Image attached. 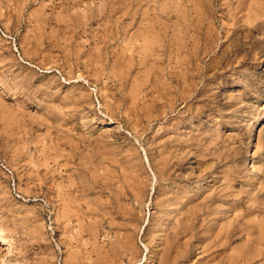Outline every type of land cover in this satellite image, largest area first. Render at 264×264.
<instances>
[{
    "label": "rangeland",
    "instance_id": "rangeland-1",
    "mask_svg": "<svg viewBox=\"0 0 264 264\" xmlns=\"http://www.w3.org/2000/svg\"><path fill=\"white\" fill-rule=\"evenodd\" d=\"M262 10L0 0V264H264Z\"/></svg>",
    "mask_w": 264,
    "mask_h": 264
},
{
    "label": "bare ground",
    "instance_id": "bare-ground-1",
    "mask_svg": "<svg viewBox=\"0 0 264 264\" xmlns=\"http://www.w3.org/2000/svg\"><path fill=\"white\" fill-rule=\"evenodd\" d=\"M192 1H193V0H192ZM208 1H209V0H208ZM258 3H259V2H258ZM207 4H208V3H207ZM195 5H196V4H195ZM202 5H203V4H202ZM208 5H209V4H208ZM208 5H206V6H208ZM259 5H260V4H259ZM201 7H202V6H201ZM192 8H193V7H192ZM251 8H252V7H251ZM260 8H261V7H260ZM260 8H259V9H260ZM197 9H198V8H197ZM204 9H205V7H204ZM245 10H247V9H245ZM251 10H252V9H251ZM197 11H198V10H197ZM256 11H257V10H256ZM262 11H263V10H262ZM203 12H204V11H203ZM254 12H255V10L253 11V13H254ZM263 12H264V11H263ZM245 13H246V12H245ZM248 13L252 14L251 12H248ZM257 13H258V12H257ZM259 13H260V12H259ZM246 14H247V13H246ZM254 14H256V12H255ZM260 15H262V12H261ZM252 16H253V15H252ZM255 16H256V15H255ZM263 16H264V15H263ZM245 18H246V17H245ZM247 18H248V17H247ZM250 19H251V18H249V20H250ZM255 19H256V18H255ZM257 19H258V17H257ZM260 19H262V18H260ZM256 21H257V20H256ZM246 22L248 23L249 21H246ZM261 22H262V21H261ZM250 23H252V22H250ZM256 23H257V22H256ZM256 23H255V24H256ZM252 24H253V23H252ZM255 24H254V25H255ZM258 25H259V24H258ZM147 41H149V40H147ZM147 41H145V42H147ZM150 41H151V40H150ZM154 41H155V40H154ZM157 42H158V41H157ZM149 43H151V42H149ZM153 44H154V46H157L159 43L156 44V45H155V43H153ZM143 45H144V44H143ZM146 45L150 46V44H148V43H146ZM139 47H141V46H139ZM150 47H151V46H150ZM141 48H142V47H141ZM141 48H139L138 50L140 51ZM152 48H153V47H152ZM152 48H151V49H152ZM142 49H143V48H142ZM142 49H141V50H142ZM144 49H145V46H144ZM151 49H150V52H151ZM160 49H161V48H160ZM160 49H159V50H160ZM135 50H136V49H135ZM147 50H148V48H147ZM154 50H157V49L154 48ZM159 50H158V52H159ZM160 51H161V50H160ZM146 52H147V51H146ZM152 52H153V50H152ZM152 52H151V54H152ZM156 52H157V51H156ZM141 53H143V52H141ZM144 54H145V53H143L142 55L144 56ZM146 54H147V53H146ZM148 54H149V53H148ZM152 55H153V54H152ZM102 67H103V66H102ZM169 74H170V73H169ZM258 119H259V118H258ZM262 119H263V118H262ZM263 121H264V120H263ZM253 126H254V125H253ZM253 126H252V128H253ZM255 126H256V125H255ZM255 126H254V127H255ZM250 129H251V128H250ZM254 129H255V128H254ZM252 130H253V129H252ZM252 134H253V133H252ZM164 145H165V144H164ZM160 148H161V146H160ZM160 148H159V149H160ZM163 148H164V147H163ZM162 156H163V155H162ZM164 159H165V158H164ZM161 160H162V158H161ZM156 161H157V160H156ZM156 161H155V166H156ZM158 162H159V161H158ZM164 162H165V161H164ZM167 162H168V161H167ZM167 162H166V164H167ZM150 163H151V161H150ZM157 164H158V163H157ZM157 166H158V165H157ZM165 166H166V165H162V167H165ZM157 168H158V167H157ZM159 169H160V168H159ZM162 169H163V168H162ZM165 169H166V168H165ZM158 171H159V170H158ZM163 171H164V169H163ZM161 173H162V172H161ZM165 173H166V172H165ZM167 174H168V173H167ZM162 175H163V174H162ZM165 176H166V175H165ZM168 176H169V175H168ZM181 189H182V188H181ZM107 190H108V189H107ZM136 190H137V189H136ZM139 190H140V189H139ZM104 191H106V190H104ZM179 191H180V189H179ZM177 192H178V191H177ZM179 193L181 194V192H179ZM184 193H186V191H185ZM136 194H137V193H136ZM141 194H142V193H141ZM173 194H174V193H173ZM188 194H189V192L186 193V195H188ZM104 195H105V194H104ZM178 195H179V194H178ZM186 195H185V196H186ZM139 196H140V195H139ZM176 196H177V194H176ZM189 196H190V195H189ZM189 196H188V197H189ZM173 197H174V196L172 195L171 198H173ZM180 197H181V196H180ZM192 197H193V196H192ZM192 197H191V198H192ZM165 198H166V197H165ZM178 198H179V197H178ZM181 198H184L183 200L186 199L185 197H181ZM181 198H180V199H181ZM107 199H108V198H107ZM180 199H178V201H180ZM188 199H189V198H188ZM105 200H106V199H105ZM167 200H168L167 202H169V198H168ZM173 200H175V199H173ZM192 200H193V198H192ZM107 201H108V200H107ZM140 201H141V200H140ZM175 201H176V200H175ZM181 201H182V200H181ZM186 201L188 202V201H190V199H189V200H185L184 203H187ZM207 201H208V200H207ZM182 202H183V201H182ZM190 202H191V201H190ZM108 203H109V202H108ZM161 203H162V202H161ZM165 203H166V202H165ZM172 203H174V201H173ZM180 203H181V202H180ZM181 204H182V203H181ZM188 204H189V203H188ZM188 204H187V206H188ZM190 204L192 205V202H191ZM193 204H194V202H193ZM177 205H179V204H177ZM195 205H196V204H195ZM198 205H199V204H198ZM160 206H162V205H160ZM164 206H165V204L163 205V207H164ZM170 206H171V204H170ZM170 206H169V207H170ZM173 206H175V204H174ZM182 206L184 207V205H182ZM182 206H181V207H182ZM167 207H168V206H167ZM167 207H166V208H167ZM196 207H197V206H196ZM171 208H173V207H171ZM177 208H178V207H177ZM179 208H180V207H179ZM105 209H108V207H105ZM163 209H164V212L166 213V212H167V209H166V210H165V208H163ZM163 209H162V212H163ZM180 209H183V208H180ZM192 209H193V208H192ZM168 210H169V209H168ZM172 210H173V209H172ZM170 211H171V210H170ZM186 211H187V210H186ZM189 211H190V210H189ZM206 211H207V210H206ZM105 212H106V211H105ZM173 212H174V210H173ZM182 212H183V211H182ZM210 212H211V211H210ZM103 213H104V212H103ZM165 213H164V214H165ZM167 213H168V212H167ZM169 213H170V212H169ZM177 213H178V212H177ZM185 213H186V212H185ZM194 213H195V212H194ZM179 214H180V213H179ZM179 214H178V215H179ZM189 214H190V213H189ZM204 214H205V213H204ZM210 214H212V212H211ZM210 214H209V215H210ZM174 215H176V213H174L173 216L170 217V218L172 219V218L174 217ZM207 215H208V214H207ZM104 216H105V215H104ZM170 216H171V215H170ZM188 216H189V215H188ZM163 217H164V216H163ZM175 217H176V216H175ZM181 217H182V215H181ZM181 217H179V218H181ZM165 218H166V216H165ZM167 218H168V217H167ZM161 219H162V217H161ZM168 219H169V218H168ZM205 219H206V218H205ZM207 219H208V218H207ZM176 220H177V219H176ZM191 220H192V219H191ZM191 220H188V221L192 222ZM193 220H194V218H193ZM209 220H210V219H209ZM209 220H208V221H209ZM164 221H165V220H164ZM166 221H168V220H166ZM169 221H171V220H169ZM193 222H195V221H193ZM166 223H169V222H166ZM170 223H171V222H170ZM184 223H185V221H184ZM184 223H182V224H184ZM172 224H173V223H172ZM164 225H165V223H164ZM206 225H207V224H206ZM165 226H166V225H165ZM167 226L170 227V225H167ZM167 226H166V228H167ZM181 226H182V225H181ZM208 226H209V225H208ZM169 227H168V228H169ZM175 227H176V226H175ZM168 228H167V229H168ZM177 228H178V227H177ZM179 229H181V228L179 227ZM183 229H184V228H183ZM169 230H170V229H169ZM175 230H176V229H174L173 231H175ZM177 230H178V229H177ZM185 230H186V228H185ZM187 230H189V229H187ZM191 230H193V229H191ZM162 231H163V230H162ZM165 231H168V230H165ZM194 231H195V230H194ZM219 231H220V230H219ZM176 232H177V231H176ZM179 232H180V231H179ZM179 232H178V234H179ZM189 232H190V231H189ZM191 232H192V231H191ZM162 233H163V232H162ZM166 233H167V232H166ZM171 233H172V232H171ZM167 234H168V233H167ZM172 234H173V233H172ZM181 234H182V233H181ZM156 235H157V234H156ZM173 235H174V234H173ZM182 235H183V234H182ZM190 235H191V234H190ZM195 235H196V234H195ZM226 235H227V234H226ZM165 236H166V235H165ZM228 236H229V234H228ZM157 237H159V235H158ZM160 237H161V235H160ZM193 237H194V236H193ZM195 237H196V236H195ZM202 237H203V236H201V238H202ZM154 238H155V237H154ZM167 238H168V237H167ZM172 238H173V236H172ZM172 238H170V239H172ZM177 238H178V237H177ZM190 238H191V237H190ZM203 238H204V237H203ZM193 239H194V238H193ZM155 240H156V239H155ZM189 240H190V239H189ZM191 240H192V239H191ZM203 240H204V239H203ZM171 242H172V241H171ZM173 242H175V241H173ZM169 243H170V241H169ZM166 244H167V242H166ZM166 244H165V245H166ZM188 244H189V243H188ZM132 245H133V244H132ZM134 245H135V244H134ZM170 245H171V244H170ZM172 245H173V244H172ZM216 245H217V244H216ZM168 246H169V245H168ZM206 246H207V245H206ZM129 248H131V247H129ZM172 248H173V246H172ZM202 248H203V247H202ZM205 248H206V247H205ZM164 249H165V248H164ZM166 249H167V248H166ZM134 250H135V249H134ZM171 250H172V249H171ZM203 250H205V249H203ZM135 251H138V250H135ZM131 253H132V252H131ZM133 253H135V252H133ZM133 253H132V254H133ZM162 253H163V252H162ZM166 253H167V252H166ZM168 253H170V252H168ZM161 255H162V254H161ZM166 257H167V256H166ZM168 260H170V259H167V261H168ZM163 261H164V260H163ZM172 261H173V260H172ZM159 262H160V261H159ZM168 263H170V262H168ZM163 264H164V262H163Z\"/></svg>",
    "mask_w": 264,
    "mask_h": 264
}]
</instances>
